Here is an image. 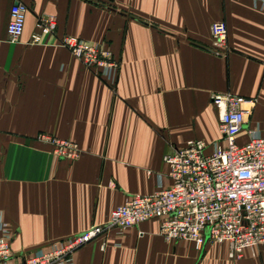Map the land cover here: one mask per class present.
Returning a JSON list of instances; mask_svg holds the SVG:
<instances>
[{"label":"crops","instance_id":"crops-1","mask_svg":"<svg viewBox=\"0 0 264 264\" xmlns=\"http://www.w3.org/2000/svg\"><path fill=\"white\" fill-rule=\"evenodd\" d=\"M16 2L29 11L14 43L7 26ZM43 14L55 16L56 32L30 43ZM219 21L226 55L210 49ZM66 35L113 52L115 88L61 45ZM227 92L248 100L239 141L248 128L264 134L262 0H0V213L14 251L104 224L129 196L170 186L164 154L219 139L210 97ZM40 133L75 141L80 156L58 157ZM73 264H264V245L241 259L228 243L198 251L166 240L152 219L110 230L77 249Z\"/></svg>","mask_w":264,"mask_h":264},{"label":"built area","instance_id":"built-area-1","mask_svg":"<svg viewBox=\"0 0 264 264\" xmlns=\"http://www.w3.org/2000/svg\"><path fill=\"white\" fill-rule=\"evenodd\" d=\"M28 11L23 2L11 7L7 26L10 42L21 40ZM56 29L55 16H39L30 43L43 42V37ZM60 43L86 68L116 87L120 60L109 48L70 35L62 37ZM210 49L217 55L229 52L224 21L212 24ZM210 100L219 111L221 136L212 142L190 139L184 147L164 154L170 186L165 187L161 181L152 194L129 196L111 212L106 223L22 253L14 251L12 235L0 213V264H73L77 249L110 230H123L152 219L160 220V233L168 241L188 240L198 251L228 243L233 259L243 258L248 249L256 255L264 245V134L259 126L248 128V140L239 141L248 111L245 97L214 93ZM37 139L49 143L60 158L76 159L81 154L75 141L48 133H40Z\"/></svg>","mask_w":264,"mask_h":264}]
</instances>
